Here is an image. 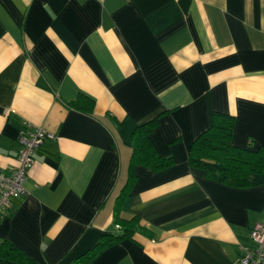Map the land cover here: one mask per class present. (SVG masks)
<instances>
[{
  "label": "crops",
  "instance_id": "obj_1",
  "mask_svg": "<svg viewBox=\"0 0 264 264\" xmlns=\"http://www.w3.org/2000/svg\"><path fill=\"white\" fill-rule=\"evenodd\" d=\"M80 95L91 112L72 105ZM214 111L233 116V144L264 148V0H0V166L32 128L56 136L0 216V246L70 264L109 234L85 264H238L264 221V174L233 186L190 166ZM155 117L172 163L135 167L120 216L148 233L117 239L130 134Z\"/></svg>",
  "mask_w": 264,
  "mask_h": 264
},
{
  "label": "trees",
  "instance_id": "obj_2",
  "mask_svg": "<svg viewBox=\"0 0 264 264\" xmlns=\"http://www.w3.org/2000/svg\"><path fill=\"white\" fill-rule=\"evenodd\" d=\"M72 105L91 112L93 100L86 95H80ZM155 126L156 117L135 126L130 134L132 152L127 178L113 205L114 223L120 229V233L115 236L117 239L129 238L136 230L148 233L140 225L137 215L129 218L120 216L122 202L136 179L135 167L142 164L156 171L172 163L171 157H163L157 153L151 141L150 134ZM233 128L232 115L214 111L210 125L193 139L188 151V162L190 166L202 169L209 179L233 186H247L250 184V174H264V148L250 149L233 144ZM107 235L109 234H103L92 248L77 256L70 264H85L107 242ZM2 261L35 264L30 256L8 242H3L0 246V262Z\"/></svg>",
  "mask_w": 264,
  "mask_h": 264
},
{
  "label": "built area",
  "instance_id": "obj_3",
  "mask_svg": "<svg viewBox=\"0 0 264 264\" xmlns=\"http://www.w3.org/2000/svg\"><path fill=\"white\" fill-rule=\"evenodd\" d=\"M53 132L34 127L18 137L19 148L15 165L6 170L0 166V216L10 205V198L25 193L23 183L33 164V152L44 139H54ZM252 245L240 246L238 264H264V221L254 223L249 230Z\"/></svg>",
  "mask_w": 264,
  "mask_h": 264
}]
</instances>
